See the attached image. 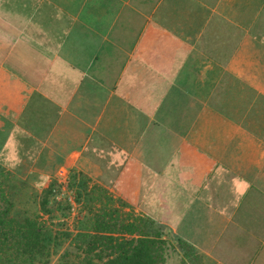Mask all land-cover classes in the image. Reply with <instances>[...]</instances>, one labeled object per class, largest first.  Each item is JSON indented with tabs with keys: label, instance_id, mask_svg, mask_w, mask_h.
I'll return each instance as SVG.
<instances>
[{
	"label": "crops",
	"instance_id": "1",
	"mask_svg": "<svg viewBox=\"0 0 264 264\" xmlns=\"http://www.w3.org/2000/svg\"><path fill=\"white\" fill-rule=\"evenodd\" d=\"M0 165L264 264V0H0Z\"/></svg>",
	"mask_w": 264,
	"mask_h": 264
},
{
	"label": "trees",
	"instance_id": "2",
	"mask_svg": "<svg viewBox=\"0 0 264 264\" xmlns=\"http://www.w3.org/2000/svg\"><path fill=\"white\" fill-rule=\"evenodd\" d=\"M75 180L72 176L69 188L78 216L68 231L51 222L55 181L38 193L30 189L31 208L22 214L18 201L26 183L0 166V264H212L106 189L89 187L83 177Z\"/></svg>",
	"mask_w": 264,
	"mask_h": 264
},
{
	"label": "rangeland",
	"instance_id": "3",
	"mask_svg": "<svg viewBox=\"0 0 264 264\" xmlns=\"http://www.w3.org/2000/svg\"><path fill=\"white\" fill-rule=\"evenodd\" d=\"M4 171H7V170L4 169ZM7 172H10V171H7ZM10 173L15 175L17 178H21L23 176V173H21V176L15 172H10ZM35 174L36 173H33V172L29 173L28 176L25 177V180L21 179V181H25V183H26L25 186L20 187V189H22L23 195H22V197H19L21 200L18 201L19 203H21V205H19L21 210L19 212L22 214H23V212H26L27 210H29L31 208V205H30L31 202H29V201H31V198L28 194L30 189H33L34 191H37V193H38L39 191H41V189L45 188L43 186L44 181L38 177H37V179H35ZM63 174H65L63 177H58L55 173H46V175L50 176V177H46L47 179H49L48 184L51 181L56 182L55 189H54L53 195L51 197V199H52V201H51L52 205L51 206L54 209V213H53L54 218L52 219L51 222L55 223V224L63 223V225H61L60 227H56V228H62V229L67 228L68 231H72V223L75 220V217L78 216L77 215V212H78L77 209L79 208V205L76 204L74 190H71L69 188V185H70L72 176H75V179H76V177H77V179H79L80 176L78 177V175L74 174V173H71L70 177L66 173H63ZM58 180H63V181L61 183H59V182H57ZM76 180H75V182H77ZM28 199H30V200L28 201ZM129 209L130 208H126L124 211L128 212ZM131 211L134 212L133 209ZM134 214H136V213L134 212ZM40 217H42L43 220H47V215H41Z\"/></svg>",
	"mask_w": 264,
	"mask_h": 264
}]
</instances>
